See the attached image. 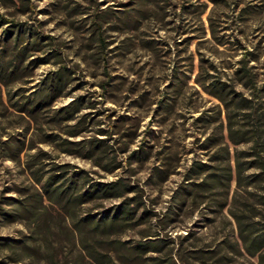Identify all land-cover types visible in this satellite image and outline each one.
<instances>
[{
	"label": "rangeland",
	"instance_id": "rangeland-1",
	"mask_svg": "<svg viewBox=\"0 0 264 264\" xmlns=\"http://www.w3.org/2000/svg\"><path fill=\"white\" fill-rule=\"evenodd\" d=\"M0 13L36 34L33 57L48 56L5 86L4 100L59 66L71 72L26 136L52 143L20 163L0 151V210L31 187L26 157L40 148L46 169L124 177L142 194L150 216L122 233L129 244L160 234L188 249L185 264H264V248L245 251L264 236V0H0ZM79 97L85 131L69 137L75 119L54 111ZM19 116L0 114V138L18 137ZM61 137L102 138L98 162L119 167L62 152ZM36 240L0 214V264H78V250L50 255Z\"/></svg>",
	"mask_w": 264,
	"mask_h": 264
},
{
	"label": "trees",
	"instance_id": "trees-1",
	"mask_svg": "<svg viewBox=\"0 0 264 264\" xmlns=\"http://www.w3.org/2000/svg\"><path fill=\"white\" fill-rule=\"evenodd\" d=\"M40 50V42L32 30L23 22L8 20L0 13V114L12 107L20 115L18 137L0 138V151L16 163L21 162L24 150L30 151L39 143H52L47 138L34 141L33 137L30 144H26V136L32 120L53 108L55 98L71 79V72L59 66L43 78L39 88H16L13 95L4 100L5 86L16 81L19 75L25 76L23 71L27 67L35 68L47 61L48 56L33 57ZM28 77L32 79L33 75L30 73ZM82 102L83 97H79L54 111L55 121L75 119L72 129L67 132L69 137H77L85 131L77 130L85 122L84 115L76 116ZM58 140L62 152L90 159L106 172L119 167L114 164L107 168L98 162L95 153L102 145V138L71 141L61 137ZM71 145L80 150H71ZM45 156L46 152L40 148L27 155L26 165L32 185L19 197L11 199L13 208L10 211L0 210V214L23 223L29 237L37 239L39 247L50 255L57 247L65 246L79 251L78 264H185L191 257L188 249L174 247L176 243L170 242L169 236L146 234L133 245L122 239L121 235L128 227L135 225L136 221L140 224L141 219L150 216L142 194L136 193L135 187L124 177L100 182L83 168L69 171L65 164H52L46 169ZM110 201L114 203L106 206ZM247 241L245 251L252 257L264 248L262 235Z\"/></svg>",
	"mask_w": 264,
	"mask_h": 264
}]
</instances>
